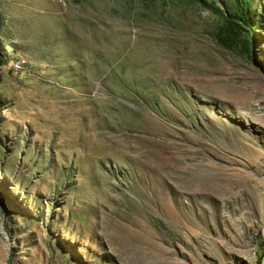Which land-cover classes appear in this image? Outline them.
I'll return each mask as SVG.
<instances>
[{
	"label": "rangeland",
	"instance_id": "1",
	"mask_svg": "<svg viewBox=\"0 0 264 264\" xmlns=\"http://www.w3.org/2000/svg\"><path fill=\"white\" fill-rule=\"evenodd\" d=\"M241 6L0 0V264H264V0Z\"/></svg>",
	"mask_w": 264,
	"mask_h": 264
},
{
	"label": "trees",
	"instance_id": "2",
	"mask_svg": "<svg viewBox=\"0 0 264 264\" xmlns=\"http://www.w3.org/2000/svg\"><path fill=\"white\" fill-rule=\"evenodd\" d=\"M242 1V6H241V10L239 11V18L242 22H245L247 23V17H246V14H245V9L247 7V4H248V0H241ZM245 49V52L248 53V54H252V47L250 46H245L244 47Z\"/></svg>",
	"mask_w": 264,
	"mask_h": 264
}]
</instances>
